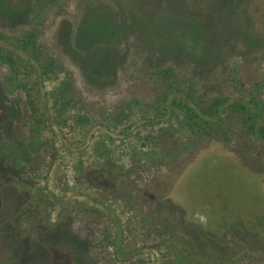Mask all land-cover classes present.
<instances>
[{
    "label": "rangeland",
    "instance_id": "374dc122",
    "mask_svg": "<svg viewBox=\"0 0 264 264\" xmlns=\"http://www.w3.org/2000/svg\"><path fill=\"white\" fill-rule=\"evenodd\" d=\"M255 1L0 0V264H264V139L232 101L264 130ZM171 71L230 100L215 135Z\"/></svg>",
    "mask_w": 264,
    "mask_h": 264
},
{
    "label": "trees",
    "instance_id": "16d2710c",
    "mask_svg": "<svg viewBox=\"0 0 264 264\" xmlns=\"http://www.w3.org/2000/svg\"><path fill=\"white\" fill-rule=\"evenodd\" d=\"M255 10L256 23L259 30L264 31V0H256L252 3ZM170 82L173 81V88H169L167 91L169 93V100L173 104L175 103L182 108L183 122L185 126H188L190 131L193 133L208 131V134H213L217 131L215 130V124L217 120L220 119L221 115L224 113L223 104L225 101H230L227 99H216L210 104H206L203 107L197 105L193 96L190 92L192 88L187 86L186 82L178 79L176 75H173L171 71L167 77ZM233 87L235 89L234 105L238 107V110L242 112V116L245 117V124L247 132H257L261 139H264V130H262L259 123L254 126L249 127L248 120L254 118L251 117L255 114L257 107L255 106V100L252 98V94L244 92V86L234 82ZM261 129H258V128ZM210 130V131H209ZM183 253H188V248L185 249L183 243H181V256L184 257Z\"/></svg>",
    "mask_w": 264,
    "mask_h": 264
},
{
    "label": "clouds",
    "instance_id": "9594fccd",
    "mask_svg": "<svg viewBox=\"0 0 264 264\" xmlns=\"http://www.w3.org/2000/svg\"><path fill=\"white\" fill-rule=\"evenodd\" d=\"M193 223L197 224V225H200V226H207V223H208V219H207V216L200 213V212H197L194 217H193Z\"/></svg>",
    "mask_w": 264,
    "mask_h": 264
}]
</instances>
